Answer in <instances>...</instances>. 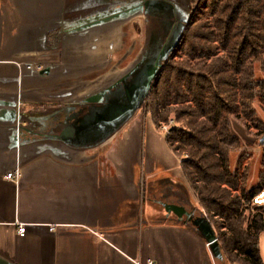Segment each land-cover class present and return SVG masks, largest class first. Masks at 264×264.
Instances as JSON below:
<instances>
[{
	"label": "crops",
	"instance_id": "obj_1",
	"mask_svg": "<svg viewBox=\"0 0 264 264\" xmlns=\"http://www.w3.org/2000/svg\"><path fill=\"white\" fill-rule=\"evenodd\" d=\"M144 2L0 0V264H229L186 217L167 220L165 205L203 216L134 90L153 69ZM259 250L264 264V233Z\"/></svg>",
	"mask_w": 264,
	"mask_h": 264
},
{
	"label": "trees",
	"instance_id": "obj_2",
	"mask_svg": "<svg viewBox=\"0 0 264 264\" xmlns=\"http://www.w3.org/2000/svg\"><path fill=\"white\" fill-rule=\"evenodd\" d=\"M201 1L204 10L164 61L148 107L159 130L173 115L167 143L207 220L220 230L223 257L229 264H263L264 206L251 205L264 187H250L243 157L233 166L242 145L231 121L244 120L248 129L256 121L264 135L253 109L256 100L264 105V81L256 75L259 65L264 71V0Z\"/></svg>",
	"mask_w": 264,
	"mask_h": 264
},
{
	"label": "rangeland",
	"instance_id": "obj_3",
	"mask_svg": "<svg viewBox=\"0 0 264 264\" xmlns=\"http://www.w3.org/2000/svg\"><path fill=\"white\" fill-rule=\"evenodd\" d=\"M143 12H144V18L142 19V25H143V38L141 42V46L144 47V56H145V67L155 68L160 63V71L162 70V65L166 66L168 62L166 61L170 51L174 50L173 48L180 44L182 39L186 38L185 33H183V30L185 26L189 25L190 21L195 19V17L199 16V13L202 12V8L204 10L205 3L201 0H193L191 1V6H189V9L185 8L188 6H174L173 4H150L147 5L146 0L144 2L143 6ZM183 33V35H182ZM182 35V36H181ZM181 36V37H180ZM192 40L190 39V42ZM188 42V40H187ZM176 52V49L174 53ZM171 60V59H170ZM152 61V63H150ZM169 64L171 62L169 61ZM153 69H151L153 71ZM257 78L264 81V71H262L260 65L257 67ZM150 76L151 73L149 71H145V77L146 79L140 86H136L134 90H137L138 93L142 89V92L144 93V99L141 104L140 110H142L146 114H151L150 109L148 107V104L150 102ZM154 82V81H153ZM154 85V84H153ZM127 92V91H126ZM127 98L130 99V93L128 94ZM154 97V96H152ZM126 108H130V103L125 104ZM112 111L116 112V107L111 106ZM253 109L255 111V119L259 120L261 124L264 126V105L261 104L258 100L254 102ZM152 115V114H151ZM153 116V115H152ZM232 131L234 135H236L240 141L242 148L233 153L232 155V163L233 166L237 163L239 157H243L244 162L242 163L243 166L247 167L249 169V185L250 187L258 186L259 184L264 187V146L260 143V139L262 136H260L259 131L255 128V124L258 126L259 123L253 122V125L251 129H248L245 125L244 120H238L236 118L232 119ZM159 123V121H157ZM172 123V124H171ZM167 124V125H166ZM166 124H161L160 128L163 126L167 127H175V121L173 119V115L170 116L169 121ZM163 132L162 130H160ZM164 133V132H163ZM166 134V133H165ZM162 193H153V195L149 198L151 201L150 203L160 212L161 214L164 213V208L161 205L155 204L157 200L161 199ZM264 192V190H263ZM254 206H264V195L261 201L255 202L251 205L253 208ZM199 210L198 214L200 216H204L207 220L205 211L202 210L200 204L198 207ZM252 213L255 212V210H251ZM204 214V215H203ZM154 220L164 221L165 218H163L162 215H156L153 217ZM170 222H184L185 218L183 217L181 220L174 214H172L169 218H167ZM208 221V220H207ZM209 222V221H208ZM212 230L215 232L217 238L219 237V229H216L212 226L211 222H209ZM220 248V247H219ZM221 251V250H220ZM222 254V252H221ZM216 259V257H215ZM223 259L226 261V259L223 257Z\"/></svg>",
	"mask_w": 264,
	"mask_h": 264
},
{
	"label": "water",
	"instance_id": "obj_4",
	"mask_svg": "<svg viewBox=\"0 0 264 264\" xmlns=\"http://www.w3.org/2000/svg\"><path fill=\"white\" fill-rule=\"evenodd\" d=\"M174 49V48H173ZM171 52V51H170ZM160 72V63L153 69V71H149L151 73L150 76V86L152 88L153 81L156 80ZM260 143L264 146V135L260 139ZM166 213L175 214L179 219L186 217L189 221L193 222L195 226L202 232V234L207 239L208 243H210V249L213 253V256L219 259H223V255L221 254L218 238L215 232L212 230L210 223L206 220V218L198 217L195 218L192 214L188 213L184 208L174 206V205H165L164 206Z\"/></svg>",
	"mask_w": 264,
	"mask_h": 264
},
{
	"label": "built area",
	"instance_id": "obj_5",
	"mask_svg": "<svg viewBox=\"0 0 264 264\" xmlns=\"http://www.w3.org/2000/svg\"><path fill=\"white\" fill-rule=\"evenodd\" d=\"M27 69H32L33 66L32 65H28L26 66ZM36 69H41V67H37ZM20 122V120H19ZM172 124V123H171ZM167 125V124H166ZM172 127H167V126H163L160 128V130H162L164 133L168 134L170 132ZM6 178L10 181H14V182H17L19 181V178H20V172L18 170H16L14 173H10L6 176ZM18 234L22 237L25 236L26 234V226L24 224H19L18 226ZM208 247L210 248V243L207 244Z\"/></svg>",
	"mask_w": 264,
	"mask_h": 264
}]
</instances>
